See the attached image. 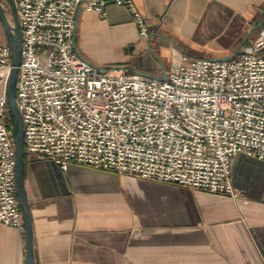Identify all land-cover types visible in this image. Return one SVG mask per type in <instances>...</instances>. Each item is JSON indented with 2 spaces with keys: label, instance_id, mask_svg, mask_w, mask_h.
Segmentation results:
<instances>
[{
  "label": "built area",
  "instance_id": "built-area-1",
  "mask_svg": "<svg viewBox=\"0 0 264 264\" xmlns=\"http://www.w3.org/2000/svg\"><path fill=\"white\" fill-rule=\"evenodd\" d=\"M125 6L149 36L134 0H15L21 31L16 103L25 154L238 196L232 161H264V30L235 57L183 55L164 78L111 70L75 48L80 11L102 18ZM11 48L0 41V222L24 230L5 81Z\"/></svg>",
  "mask_w": 264,
  "mask_h": 264
},
{
  "label": "crops",
  "instance_id": "crops-1",
  "mask_svg": "<svg viewBox=\"0 0 264 264\" xmlns=\"http://www.w3.org/2000/svg\"><path fill=\"white\" fill-rule=\"evenodd\" d=\"M77 16L90 63L164 78L183 55L235 57L264 30V0H134ZM36 264H264V161L234 156L237 197L25 155ZM25 229L0 222V264H28Z\"/></svg>",
  "mask_w": 264,
  "mask_h": 264
},
{
  "label": "water",
  "instance_id": "water-1",
  "mask_svg": "<svg viewBox=\"0 0 264 264\" xmlns=\"http://www.w3.org/2000/svg\"><path fill=\"white\" fill-rule=\"evenodd\" d=\"M4 1L9 5L13 24L11 23L4 7ZM0 22L5 30L7 42L11 48V70L5 81V91L10 116L13 121L12 136L16 155V191L19 200L26 235V254L28 264H36L32 253L33 229L31 212L25 190V146L24 126L16 103V78L17 67L21 58V31L15 0H0Z\"/></svg>",
  "mask_w": 264,
  "mask_h": 264
},
{
  "label": "rangeland",
  "instance_id": "rangeland-1",
  "mask_svg": "<svg viewBox=\"0 0 264 264\" xmlns=\"http://www.w3.org/2000/svg\"><path fill=\"white\" fill-rule=\"evenodd\" d=\"M4 7H5V10L7 12V15H8L11 23L13 24L12 14H11L9 5H8V3L6 1H4ZM0 41L3 42V43L7 42L6 33H5V30H4L1 22H0Z\"/></svg>",
  "mask_w": 264,
  "mask_h": 264
},
{
  "label": "trees",
  "instance_id": "trees-1",
  "mask_svg": "<svg viewBox=\"0 0 264 264\" xmlns=\"http://www.w3.org/2000/svg\"><path fill=\"white\" fill-rule=\"evenodd\" d=\"M6 111H7L8 115H9V119H8V123H7L8 129L12 132V130H13V121H12V118L10 116V111H9V108H8V104H7V107H6Z\"/></svg>",
  "mask_w": 264,
  "mask_h": 264
}]
</instances>
